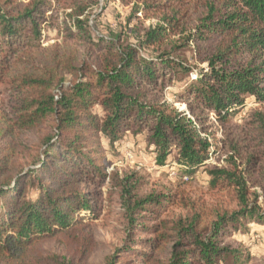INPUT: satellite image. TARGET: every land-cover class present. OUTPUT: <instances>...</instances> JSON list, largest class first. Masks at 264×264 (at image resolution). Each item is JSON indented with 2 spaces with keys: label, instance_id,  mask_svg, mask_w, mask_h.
<instances>
[{
  "label": "trees",
  "instance_id": "trees-1",
  "mask_svg": "<svg viewBox=\"0 0 264 264\" xmlns=\"http://www.w3.org/2000/svg\"><path fill=\"white\" fill-rule=\"evenodd\" d=\"M121 1L146 18L158 16L162 24L148 28L136 46L121 44L119 35L92 42L80 10L63 32L67 38L89 43L87 55L67 52L62 45L57 47L63 48L62 55L55 52L43 65L33 67V73L17 79L18 115L4 127V135H11L16 127L31 130L47 119L53 121V135L45 139L28 169L12 171L13 150L0 147V264H21L38 243L79 230L94 214L101 195L97 187L108 178L104 166L97 164L102 158L101 138L113 145L127 130H145L158 151L159 166L173 156L192 174L204 165L210 151L209 140L201 136L207 129L204 115L212 112L217 121L228 123L248 97L264 104V0L206 3L182 44L195 43L205 68L177 57L176 49L162 48L171 35L185 31L191 0ZM48 10L46 0H34L23 8L18 0H0V84L7 81L20 52L42 47ZM166 77L169 82L175 77L181 80L177 96L186 109L179 110L154 94ZM95 105L101 114L93 110ZM257 114L264 135V117ZM231 149L236 153L235 146ZM233 159L230 155L228 161L234 168L215 167L208 174L210 187L233 189L240 207L210 219L195 212L157 220L156 214L172 205V197L140 198L126 180L121 203L129 220L128 234L136 228L152 237L141 240L148 250L134 247L135 240L126 243L120 251L132 256L122 261L118 255L116 263L217 264L221 259L246 263L248 252L225 242L224 236L230 225L238 230L248 220L264 224V212L247 199L245 176ZM85 183L96 187L85 190ZM140 217L154 223L139 224ZM114 258L108 264H114ZM54 264L72 263L55 258Z\"/></svg>",
  "mask_w": 264,
  "mask_h": 264
},
{
  "label": "rangeland",
  "instance_id": "rangeland-1",
  "mask_svg": "<svg viewBox=\"0 0 264 264\" xmlns=\"http://www.w3.org/2000/svg\"><path fill=\"white\" fill-rule=\"evenodd\" d=\"M32 1L34 0H18L21 8ZM46 1L49 5L46 13L48 22L43 25L42 47L20 52L18 60L13 61L14 66L7 81L0 84V147L13 150L12 171L31 168L42 151L45 139L53 135L51 119L31 130L16 127L11 135H4V127L18 115L15 112L19 100V92L15 88L20 83L17 79L24 73H33V67L43 65L55 52L62 55L63 48L61 51L57 48L62 45L67 46V52L87 55L89 43L77 38H67L63 32L66 25H72L70 17L74 18L76 12L83 11L79 17L86 20L92 42L119 35L121 44L134 46L148 28L162 24L158 16L146 18L142 13L134 12L132 4H124L121 0ZM191 1V16L185 31L171 35L162 48L176 49L174 55L177 57L187 60L194 67L205 68L206 62H200L202 55L198 56L195 43L189 41L186 45L182 44L192 32V26L198 22L206 3L211 0ZM194 77L193 73L192 78ZM180 85L178 77L170 82L166 77L154 94L160 100L171 102L179 110L186 109L185 103L177 96ZM93 110L98 114L102 113L97 105ZM258 112L264 117V104L248 97L242 111L228 123L217 121L212 112L204 115L203 122L207 129L201 132V136L209 140L210 151L204 165L192 174L186 173L185 168L173 156L159 166L155 160L158 151L149 142L148 132L145 130L140 133H134L133 129L127 130L113 145L101 138L98 152L102 158L97 164L104 166L108 178L102 187H97L101 195L96 211L84 220L79 230L38 243L21 264H54L55 258L57 261L69 260L72 264H108L113 256L114 264H117L118 255L123 257L122 261L124 257L132 256V253L120 251L131 240L137 243L133 244L134 247L148 250L146 243H141V240L152 235L136 228L133 229L134 233L128 234L129 220L121 203L122 185L126 180L133 189L132 193L140 198L172 197V205L168 204L165 211L160 210L156 214L159 216L157 220L192 216L195 212L204 213L210 219L213 214L230 213L238 209L240 205L237 193L229 187L211 188V177L208 174V170L215 167L234 168V164L228 161L230 155L233 156L238 171H243L242 175L245 176L247 199L250 203L258 204L264 212V135L258 121ZM232 146L237 148L236 153L232 152ZM248 159H251L249 164ZM95 187L88 183L82 185L85 190H93ZM138 222L145 225L154 223L149 217H140ZM243 225L238 230L232 229L230 225L224 241L248 252L250 258L244 264H264V224L248 220ZM217 264L231 262L221 259Z\"/></svg>",
  "mask_w": 264,
  "mask_h": 264
}]
</instances>
